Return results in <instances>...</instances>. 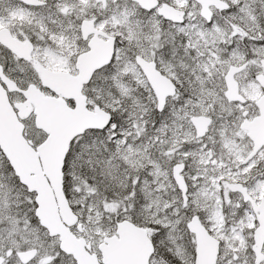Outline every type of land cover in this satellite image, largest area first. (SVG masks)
Masks as SVG:
<instances>
[{"label": "snow or ice", "instance_id": "6c2138e0", "mask_svg": "<svg viewBox=\"0 0 264 264\" xmlns=\"http://www.w3.org/2000/svg\"><path fill=\"white\" fill-rule=\"evenodd\" d=\"M0 264H264V0H0Z\"/></svg>", "mask_w": 264, "mask_h": 264}]
</instances>
